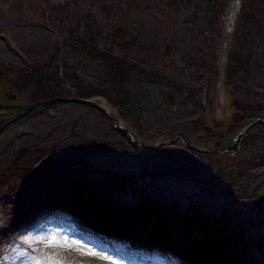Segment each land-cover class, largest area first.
<instances>
[{
  "label": "rangeland",
  "instance_id": "obj_1",
  "mask_svg": "<svg viewBox=\"0 0 264 264\" xmlns=\"http://www.w3.org/2000/svg\"><path fill=\"white\" fill-rule=\"evenodd\" d=\"M163 1L174 3L0 0L6 107L45 100L57 83L67 89L60 77L69 73L108 114L117 110L144 145L181 134L209 150L196 153L182 141L134 149L100 113L77 103L14 119L0 132V264H264V126L255 125L236 152L224 151L238 132L228 129L231 106L264 119V34H250L236 48L244 64L230 79L240 88L226 87L242 0H230L208 24L196 0L192 24L179 8L163 12ZM255 1L260 7L252 12L259 13L264 0ZM113 29L122 31L114 39ZM85 34L97 37L104 55L131 56L202 88V120L170 86L136 84L132 74L123 78L121 70L85 59L77 44ZM50 236L109 260L75 250L54 255L41 243Z\"/></svg>",
  "mask_w": 264,
  "mask_h": 264
},
{
  "label": "trees",
  "instance_id": "obj_2",
  "mask_svg": "<svg viewBox=\"0 0 264 264\" xmlns=\"http://www.w3.org/2000/svg\"><path fill=\"white\" fill-rule=\"evenodd\" d=\"M195 0H173V4L169 3L168 1H163L164 6L162 7V11L169 13L171 11V6L175 8H179L180 12H183L186 14L185 23L192 24V21L188 19L189 12L191 11V4ZM197 4H200L202 7L201 10L206 12L209 15H205L204 17H207L206 24H208L213 19L217 22L219 12L229 4L230 0H202V3H200V0H196ZM259 2V0H258ZM260 3V2H259ZM264 6V4L260 3ZM253 6V7H252ZM254 7H260V5L255 0H242L241 6H240V14L241 16L237 18L235 30L233 33L232 41L233 45L232 47L227 51L226 53V74H228V77H226L227 81L225 86H235L232 84V80L230 77H235L240 71H242V65L244 64L243 60V54H237L236 48L239 47V45H242L243 42L246 40L247 37H257L258 35L264 34V7L263 9H259V13L252 12V8ZM226 10V9H225ZM212 12V13H211ZM257 27V29H256ZM258 31V32H257ZM122 31L118 29L112 30L111 38H116ZM251 34V35H250ZM90 34H85L83 37L86 42L82 43L83 39L78 42L79 45L78 49L82 53V55L87 60H94L98 59L102 63L108 66H113L114 69L121 70L120 72L123 73V78L128 77V74H132L136 79L135 83H145L146 81L151 83V86H162L167 85L173 88L177 91L180 98V103L184 106V108L193 107L194 110L199 112V117L203 116L205 113V105L203 100V95H201L202 88L189 85L187 82L183 81H177L172 78H168L165 76H161L157 74V72L152 71L151 69L141 66L142 61H138L131 56H117L113 54L112 52H109L108 55L102 54L101 51H97L99 48L96 45L97 44V37L95 36H88ZM250 35V36H248ZM112 39V40H113ZM58 53V51H57ZM242 61V62H241ZM30 67V66H29ZM29 70V68L24 69L23 71ZM112 69L110 70V72ZM243 73V72H242ZM67 81L71 82L72 87H76V95L78 97L82 98H90L92 96L89 92H83L82 89L78 88V81L77 79H73L70 74L66 75L65 77ZM62 82V80H60ZM144 86H148L146 83ZM235 88H240L239 86H235ZM53 89L55 91L53 92ZM53 89H51V92L49 96L56 97H65L69 96L72 92L69 89L64 90L58 83L53 86ZM116 89H119V86L116 87ZM149 90V89H148ZM147 90V91H148ZM57 91H59L57 93ZM63 92V93H61ZM145 92V91H144ZM151 100V99H150ZM37 101V100H34ZM171 109V108H169ZM168 109V110H169ZM230 117L228 119V124L230 130L238 129L239 124L241 121L248 120L250 116L245 115L247 114L245 110L243 109H236L234 107H230L229 111ZM120 115V113H119ZM122 120L124 118L122 115H120ZM199 120H202V118H199Z\"/></svg>",
  "mask_w": 264,
  "mask_h": 264
},
{
  "label": "water",
  "instance_id": "obj_3",
  "mask_svg": "<svg viewBox=\"0 0 264 264\" xmlns=\"http://www.w3.org/2000/svg\"><path fill=\"white\" fill-rule=\"evenodd\" d=\"M0 79H1V75H0ZM75 102V103H80V104H84L88 107L91 108H95L97 109L101 114H103L104 116L108 117L106 114L105 109L98 103H96L93 100H87V99H52V100H46L43 102H38V103H27V104H23V105H19V106H14V107H4V106H0V110L4 109V110H9V111H4V113L6 114H16L18 115H23L25 114L28 110L32 109V108H38V109H43L44 107H46L48 104L53 103V102ZM111 121H113L110 117H108ZM7 122V118H0V129L2 127L5 126ZM255 125H264V119H255L253 121H251L244 129L243 131L239 132L233 139L232 141V145L228 148H226L224 151H232L235 152L238 148V143L241 140V138L243 136H245L250 129L255 126ZM112 127L114 128L113 124ZM119 133H121L123 136H125L128 141L131 143V145L135 148H137V144L140 145L142 147V149L144 150H156V149H160L164 146H168L171 145L172 143H174L175 141H182V143L184 144V146L186 148H190L193 151L197 152V153H207L209 150L205 149V148H199L196 146L191 145L190 143H188V141L186 140L184 135H174L171 139H169L166 142H161L159 143L157 146H146L143 143H141L140 141H132L130 136H129V132L126 129H122V128H115ZM146 173H142V176H146L144 175ZM229 186V185H228Z\"/></svg>",
  "mask_w": 264,
  "mask_h": 264
},
{
  "label": "snow or ice",
  "instance_id": "obj_4",
  "mask_svg": "<svg viewBox=\"0 0 264 264\" xmlns=\"http://www.w3.org/2000/svg\"><path fill=\"white\" fill-rule=\"evenodd\" d=\"M41 243L44 244L45 248L51 249L54 255H59L60 252L75 250V251H79L81 255L98 257L105 261L109 260L107 256H103L102 254L96 253L91 249L84 250L80 248L78 242L76 241L69 242L67 239H60L55 236H50L46 240L41 241ZM37 264H40V262H37ZM47 264H64V262L59 259H49L47 261ZM111 264H114V262H111Z\"/></svg>",
  "mask_w": 264,
  "mask_h": 264
},
{
  "label": "flooded vegetation",
  "instance_id": "obj_5",
  "mask_svg": "<svg viewBox=\"0 0 264 264\" xmlns=\"http://www.w3.org/2000/svg\"><path fill=\"white\" fill-rule=\"evenodd\" d=\"M3 70V78L5 79V70L4 69H2ZM1 75V74H0ZM1 80V79H0ZM12 104V103H11ZM10 104V105H11ZM9 105V104H8ZM0 106H4V107H6L5 106V104H3V103H1L0 102ZM10 107H12V106H10ZM4 111H9V110H4V109H1L0 110V118H7L8 119V122H7V125L8 124H10L13 120L11 119L12 118V116L10 115V114H6V113H4ZM5 115V116H4Z\"/></svg>",
  "mask_w": 264,
  "mask_h": 264
},
{
  "label": "bare ground",
  "instance_id": "obj_6",
  "mask_svg": "<svg viewBox=\"0 0 264 264\" xmlns=\"http://www.w3.org/2000/svg\"><path fill=\"white\" fill-rule=\"evenodd\" d=\"M236 4H237V1L232 5V15L233 13L235 12V8H236ZM104 105V104H103ZM105 106V105H104Z\"/></svg>",
  "mask_w": 264,
  "mask_h": 264
}]
</instances>
